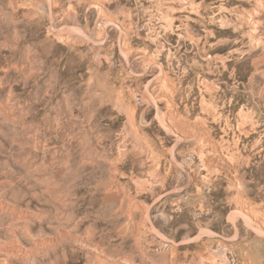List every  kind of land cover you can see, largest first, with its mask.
Wrapping results in <instances>:
<instances>
[{
    "label": "rangeland",
    "instance_id": "1",
    "mask_svg": "<svg viewBox=\"0 0 264 264\" xmlns=\"http://www.w3.org/2000/svg\"><path fill=\"white\" fill-rule=\"evenodd\" d=\"M0 264H264V0H0Z\"/></svg>",
    "mask_w": 264,
    "mask_h": 264
}]
</instances>
